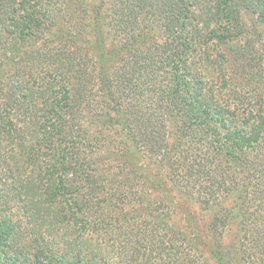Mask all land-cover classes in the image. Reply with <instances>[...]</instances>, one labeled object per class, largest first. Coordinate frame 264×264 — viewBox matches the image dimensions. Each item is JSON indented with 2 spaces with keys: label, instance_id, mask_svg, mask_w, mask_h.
Segmentation results:
<instances>
[{
  "label": "trees",
  "instance_id": "1",
  "mask_svg": "<svg viewBox=\"0 0 264 264\" xmlns=\"http://www.w3.org/2000/svg\"><path fill=\"white\" fill-rule=\"evenodd\" d=\"M173 191L264 264V0H0V264H208Z\"/></svg>",
  "mask_w": 264,
  "mask_h": 264
},
{
  "label": "rangeland",
  "instance_id": "2",
  "mask_svg": "<svg viewBox=\"0 0 264 264\" xmlns=\"http://www.w3.org/2000/svg\"><path fill=\"white\" fill-rule=\"evenodd\" d=\"M160 170H162L163 174H168L166 166L165 168L161 166ZM172 193L174 201L177 205H179V210L172 217L173 224L180 228L184 233L189 234L191 237H193L194 234L197 235L198 246L205 254L208 264H217L215 259L211 256V254H209V251L206 248L207 244H211V239L213 238L207 225L212 218L214 209L204 207L195 197L185 193L179 191H173ZM231 201L232 200L229 202L231 203ZM187 215H190L189 218L192 217L193 222L191 224L187 220ZM224 227L225 226L223 225L221 228V235H219L220 240H223V242L224 238L226 240V235L233 236V233L236 230V223L233 222L231 225L228 224V227ZM234 258L237 259V263L239 262L240 264H243L242 260L239 259L237 255H235Z\"/></svg>",
  "mask_w": 264,
  "mask_h": 264
}]
</instances>
